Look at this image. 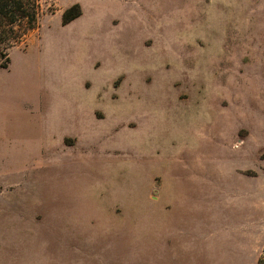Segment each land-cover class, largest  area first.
Returning a JSON list of instances; mask_svg holds the SVG:
<instances>
[{"label":"rangeland","instance_id":"374dc122","mask_svg":"<svg viewBox=\"0 0 264 264\" xmlns=\"http://www.w3.org/2000/svg\"><path fill=\"white\" fill-rule=\"evenodd\" d=\"M199 24L201 82L187 71ZM8 56L0 264H257L264 0H40Z\"/></svg>","mask_w":264,"mask_h":264},{"label":"trees","instance_id":"16d2710c","mask_svg":"<svg viewBox=\"0 0 264 264\" xmlns=\"http://www.w3.org/2000/svg\"><path fill=\"white\" fill-rule=\"evenodd\" d=\"M40 0H0V67L6 68L9 50L19 44L37 24ZM80 14L77 4L63 12V22ZM264 264V243L257 259Z\"/></svg>","mask_w":264,"mask_h":264},{"label":"crops","instance_id":"0c3cea01","mask_svg":"<svg viewBox=\"0 0 264 264\" xmlns=\"http://www.w3.org/2000/svg\"><path fill=\"white\" fill-rule=\"evenodd\" d=\"M206 25L204 24H199V26H196L195 29H197L198 32L197 34L194 32L193 33V40H187L188 44H187V53H188V57H189V61H188V66H187V71L188 73L194 78V80H199V76H205L208 75L210 73V62H211V52L208 49V42L206 39V36L204 34V32L202 31L203 29L205 30ZM203 42L202 44H197V42ZM219 46L221 45V40ZM227 43V39H225V46L228 45ZM199 45V46H198ZM234 45V44H233ZM225 54L228 55V50L225 47ZM232 53H233V48H232ZM232 56V55H231ZM229 56V57H231ZM226 57V56H225ZM218 60H220V63H222L221 57H217ZM182 61L184 62V59H182ZM228 62H225V67H227ZM229 67V66H228ZM228 70V69H227ZM227 76V71L225 73V78ZM201 82V80H199ZM199 82V83H200ZM205 89V85H203V83H200V85H198L197 87V92L201 93L203 92ZM206 91V90H205ZM204 91V92H205ZM50 120L47 122H42L39 123L40 126V130L45 127L47 128H52ZM56 123H53V126H55ZM39 130V131H40ZM66 138V136H65ZM64 138V140H65ZM200 188H202L203 186H199ZM179 234V238L182 239L181 244L178 246V251L180 253H185L190 251L191 247H192V243L191 241L188 240V237L190 239V236L192 235V232L190 229H186L183 232L178 233ZM186 240V241H185Z\"/></svg>","mask_w":264,"mask_h":264}]
</instances>
